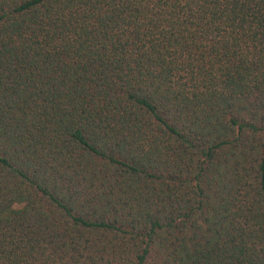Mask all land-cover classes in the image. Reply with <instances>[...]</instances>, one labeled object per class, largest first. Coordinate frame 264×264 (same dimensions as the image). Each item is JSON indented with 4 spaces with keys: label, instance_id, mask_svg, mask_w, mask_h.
I'll return each instance as SVG.
<instances>
[{
    "label": "trees",
    "instance_id": "trees-1",
    "mask_svg": "<svg viewBox=\"0 0 264 264\" xmlns=\"http://www.w3.org/2000/svg\"><path fill=\"white\" fill-rule=\"evenodd\" d=\"M0 264H264V0H0Z\"/></svg>",
    "mask_w": 264,
    "mask_h": 264
}]
</instances>
